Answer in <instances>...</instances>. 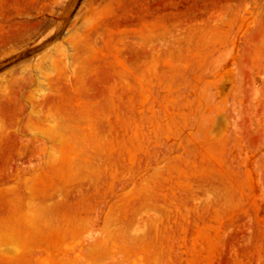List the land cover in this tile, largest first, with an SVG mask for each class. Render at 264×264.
I'll return each mask as SVG.
<instances>
[{"label": "rangeland", "instance_id": "rangeland-1", "mask_svg": "<svg viewBox=\"0 0 264 264\" xmlns=\"http://www.w3.org/2000/svg\"><path fill=\"white\" fill-rule=\"evenodd\" d=\"M0 264H264V0H0Z\"/></svg>", "mask_w": 264, "mask_h": 264}, {"label": "bare ground", "instance_id": "bare-ground-1", "mask_svg": "<svg viewBox=\"0 0 264 264\" xmlns=\"http://www.w3.org/2000/svg\"><path fill=\"white\" fill-rule=\"evenodd\" d=\"M89 125V124H88ZM92 125V124H91ZM94 127V125H93ZM92 128V127H91ZM88 129V128H87ZM82 131V130H81ZM94 131H95V128H94ZM89 132V131H88ZM92 138V137H91ZM72 140L74 142H77V141H81L83 142L85 145L87 146H90V147H93V145L95 144V141H91L89 138H87L85 135H81V136H75L73 135L72 137Z\"/></svg>", "mask_w": 264, "mask_h": 264}]
</instances>
